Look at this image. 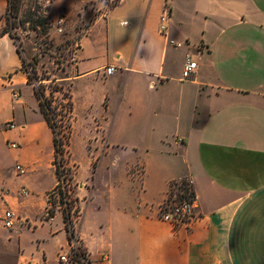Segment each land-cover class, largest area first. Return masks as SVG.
I'll return each instance as SVG.
<instances>
[{
  "label": "crops",
  "instance_id": "crops-1",
  "mask_svg": "<svg viewBox=\"0 0 264 264\" xmlns=\"http://www.w3.org/2000/svg\"><path fill=\"white\" fill-rule=\"evenodd\" d=\"M7 7L0 0V23ZM187 55L197 65L182 80ZM73 72V112L81 105L89 126L85 174L67 145L73 229L90 259L264 264V0H120L81 36ZM52 160L17 46L0 34V264H50V244L55 264H73L59 261L70 252L62 213L44 217ZM179 182L190 185L197 219L174 232L159 214Z\"/></svg>",
  "mask_w": 264,
  "mask_h": 264
},
{
  "label": "rangeland",
  "instance_id": "rangeland-1",
  "mask_svg": "<svg viewBox=\"0 0 264 264\" xmlns=\"http://www.w3.org/2000/svg\"><path fill=\"white\" fill-rule=\"evenodd\" d=\"M100 1L18 0L16 12L14 10L12 13L6 11L2 16L0 33L5 30L11 34L20 52V57L24 61L22 69L29 74H32L33 69L36 71L39 80L37 85L45 86L47 95L55 87L66 88L69 86L70 77L74 73L73 66L76 62L81 36L98 15L119 3L118 0H107V2L102 0L103 3ZM61 15L64 16L65 22L62 32L58 33L52 28V23ZM54 95L60 96L59 93H54ZM36 112L38 111L36 110ZM82 113L81 105L77 106L75 113L72 112L70 139H72V148L80 156L81 162L78 164L80 173L85 174V162L81 156L84 151L85 132L89 126L83 120ZM90 145L89 143V148H91ZM65 148L67 149V146ZM65 158L68 161L67 154ZM72 190L73 192L75 190L73 181ZM77 218L76 213L73 225ZM53 246L50 244L46 248L48 255L52 258L50 264H55L53 262L55 256ZM75 247L84 248L76 237L70 245L68 253L70 256Z\"/></svg>",
  "mask_w": 264,
  "mask_h": 264
},
{
  "label": "built area",
  "instance_id": "built-area-1",
  "mask_svg": "<svg viewBox=\"0 0 264 264\" xmlns=\"http://www.w3.org/2000/svg\"><path fill=\"white\" fill-rule=\"evenodd\" d=\"M170 11V4L166 3L163 9V13L160 17V26L159 30L162 34H164L166 30V23L168 14ZM63 15V14H62ZM58 16L54 22L52 23V28L61 33L63 30V25L65 22L64 16ZM126 24V23H123ZM173 43V42H170ZM178 46V45H177ZM205 49L203 45L197 46V50ZM196 62L191 59L189 55L185 58V64L181 73V79L187 80L189 79L196 70ZM114 71L112 66L105 68L104 73L106 75H111ZM17 94H14L16 97ZM5 129H13L14 124L11 122H7L4 124ZM12 148L16 146L14 144H10ZM16 170L19 174L25 173V168L22 165H17ZM62 190L65 193L66 197L64 201L71 202L73 200L75 194L72 190V185L67 184V182H62L61 184ZM20 192L22 194L26 193L25 189H21ZM194 198L191 195V188L188 182H179L171 186L169 194L165 199L164 203L161 206L159 217L162 221L169 223L174 232L179 231L182 228L189 227L196 219L197 215L195 213L194 206ZM66 207V203L60 204V197L56 190H51L47 194L46 205L44 210L45 219L51 220L55 214V212H62L63 208ZM73 210L75 207H73ZM14 213L11 210H6L2 217L3 226L5 228H12L13 226ZM78 247H75L71 256L68 254H62L59 256V261L61 262H70L73 264H112L110 256L108 254H101L96 260H91L88 253L84 251L79 258H75L74 253L78 252Z\"/></svg>",
  "mask_w": 264,
  "mask_h": 264
},
{
  "label": "trees",
  "instance_id": "trees-1",
  "mask_svg": "<svg viewBox=\"0 0 264 264\" xmlns=\"http://www.w3.org/2000/svg\"><path fill=\"white\" fill-rule=\"evenodd\" d=\"M118 1L120 2V0ZM105 2H107V0ZM17 3L18 0H8L7 12L12 13L13 10L16 12ZM117 4H115V6ZM0 34H8L13 39L8 31L3 30ZM17 52L20 56L18 48ZM21 62L23 67L24 61L22 58ZM24 72L27 75L28 83L33 87V95L37 100L39 111L52 133V164L57 178V185L53 188V190L58 192L60 204L66 203V207L63 208L61 213L65 224V230L67 232L68 243L69 245H72L75 237L73 218L76 213L77 217L80 215L79 202L76 196H74L71 202L64 201L66 192L64 193L61 187L62 182H67V184L72 185L73 180V170L65 158V155L67 154V149L65 147L68 145L72 133L73 100L71 94V84H69L66 88L61 86L55 87L53 91L47 95L45 92V86L37 85L39 80L36 71L33 69L32 74H29L26 71ZM54 93H59L60 96L57 97ZM191 195H193L192 192ZM72 206L75 207L74 210H72ZM77 249L78 252L74 253L75 258H79V256L85 251V248L78 247Z\"/></svg>",
  "mask_w": 264,
  "mask_h": 264
}]
</instances>
